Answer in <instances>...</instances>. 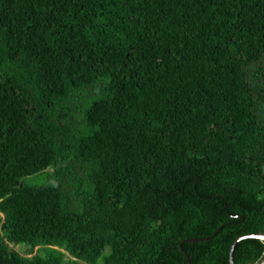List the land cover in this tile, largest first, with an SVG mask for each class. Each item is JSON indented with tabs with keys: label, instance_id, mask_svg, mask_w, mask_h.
Returning <instances> with one entry per match:
<instances>
[{
	"label": "trees",
	"instance_id": "obj_1",
	"mask_svg": "<svg viewBox=\"0 0 264 264\" xmlns=\"http://www.w3.org/2000/svg\"><path fill=\"white\" fill-rule=\"evenodd\" d=\"M259 234L264 0H0V264H229Z\"/></svg>",
	"mask_w": 264,
	"mask_h": 264
},
{
	"label": "water",
	"instance_id": "obj_2",
	"mask_svg": "<svg viewBox=\"0 0 264 264\" xmlns=\"http://www.w3.org/2000/svg\"><path fill=\"white\" fill-rule=\"evenodd\" d=\"M205 241H207V240H205ZM244 241H258L264 247V234H262V235H260V234L259 235H249V236H244V237L237 239L233 243V245L229 251V256H228L229 264H233L232 258H233V252H234L235 248L237 247V245L239 243L244 242ZM194 243H197V242H194ZM185 259H186V263L189 264L188 259L187 258H185ZM259 264H264V254H263L262 259H261Z\"/></svg>",
	"mask_w": 264,
	"mask_h": 264
},
{
	"label": "rangeland",
	"instance_id": "obj_3",
	"mask_svg": "<svg viewBox=\"0 0 264 264\" xmlns=\"http://www.w3.org/2000/svg\"><path fill=\"white\" fill-rule=\"evenodd\" d=\"M43 178H39V179H27L24 183L25 184H41L42 183ZM18 248H24V247H18ZM17 252L19 254H24V249L21 250H17Z\"/></svg>",
	"mask_w": 264,
	"mask_h": 264
}]
</instances>
